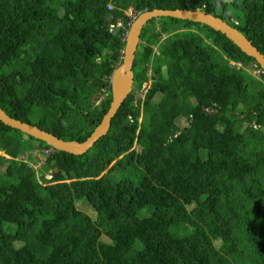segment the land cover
Segmentation results:
<instances>
[{"label": "trees", "instance_id": "trees-1", "mask_svg": "<svg viewBox=\"0 0 264 264\" xmlns=\"http://www.w3.org/2000/svg\"><path fill=\"white\" fill-rule=\"evenodd\" d=\"M154 9L229 14L264 54V0H0V108L85 142L112 103L127 13ZM232 61L256 63L207 25L150 21L144 99L86 154L56 152L45 186L19 158L49 146L0 121V264H264V73Z\"/></svg>", "mask_w": 264, "mask_h": 264}, {"label": "water", "instance_id": "water-1", "mask_svg": "<svg viewBox=\"0 0 264 264\" xmlns=\"http://www.w3.org/2000/svg\"><path fill=\"white\" fill-rule=\"evenodd\" d=\"M225 17L229 22L233 20V17L228 14L225 15ZM157 18H173L207 25L215 31L224 34L244 54L253 58L264 70V54L261 53V51H259V49L255 47L253 43L239 30L232 27L229 22L201 10L154 9L152 11H145L139 14V16L133 21L126 36L122 64L114 71L112 76V103L110 105V109L104 116L100 125L96 127L93 134L85 142L66 141L60 139L54 134L44 131L34 124L25 123L12 118L1 108L0 121L6 126L20 131L25 140L34 138L38 141L46 143L49 147L56 151L69 153L75 156H82L86 154L100 139L108 135V132L111 130L113 119L116 117L122 105L131 94L135 81L134 65L136 52L141 42L142 32L150 21Z\"/></svg>", "mask_w": 264, "mask_h": 264}, {"label": "rangeland", "instance_id": "rangeland-1", "mask_svg": "<svg viewBox=\"0 0 264 264\" xmlns=\"http://www.w3.org/2000/svg\"><path fill=\"white\" fill-rule=\"evenodd\" d=\"M110 9V8H109ZM127 14H129L130 16H132V18H135L136 16H137V14L134 12V11H132V10H130ZM141 43V42H140ZM244 70H245V68H246V65H244L243 67H242ZM149 76H152V73H149ZM263 85H264V83H263ZM145 86H146V89H144L143 88V90H142V92L141 91H138V90H136L135 91V93H136V99L138 100V99H144V97H145V95H146V91L150 88V86H151V81H149L147 84H145ZM135 89V88H134ZM102 95H100V96H98V97H95L94 98V101H96V103L98 102V104H100V102H101V100L103 101V100H105L106 98H107V96H108V93L105 91V90H103L102 91V93H101ZM97 99H98V101H97ZM32 120H34V119H32ZM35 121V120H34ZM110 132V131H109ZM109 132H108V134H109ZM108 137H110V136H108ZM35 144V146H37L38 144H36V143H34ZM33 145V144H32ZM131 153V152H130ZM0 156H4V157H6V158H8L9 159V157H7V155L4 153V152H0ZM27 155H25V156H23L22 158H20V160H24V162H26L27 161ZM43 162L44 161H42V160H40V161H35L34 159H33V161H31L30 163H29V166L32 168V169H34L36 172H38L39 173V175L42 173H45V171H44V164H43ZM114 163H116V162H114ZM113 163V164H114ZM112 164V165H113ZM111 165V166H112ZM110 166V167H111ZM2 172H6V166H4V167H2ZM58 171L56 170V169H52L50 172H49V175H51V176H58V173H57ZM107 172V171H106ZM105 172V173H106ZM45 175H47V174H45ZM44 175V176H45ZM49 175H47L48 177H50ZM47 179H50V178H47ZM39 181L40 182H42V184H44V182L41 180V178H39ZM49 185H52V184H49ZM44 186H45V184H44ZM82 204H80V206H81ZM83 209V211L84 212H86L92 219L94 218V214H93V212L91 211V210H88L86 207H83L82 208ZM87 218V222L88 223H91L92 221H91V218ZM92 228H94V226L92 225Z\"/></svg>", "mask_w": 264, "mask_h": 264}, {"label": "clouds", "instance_id": "clouds-1", "mask_svg": "<svg viewBox=\"0 0 264 264\" xmlns=\"http://www.w3.org/2000/svg\"><path fill=\"white\" fill-rule=\"evenodd\" d=\"M229 15V14H228ZM139 16V14L135 17V18H133L132 19V23H133V21L137 18ZM232 17V16H231ZM233 21V20H232ZM132 23H131V25H132ZM230 64H231V66H237L238 67V69H241L245 64H243V63H237V62H230ZM134 68H135V65H134ZM245 71H247L249 74H251L252 76H254V77H256V78H260L261 77V75L264 73V70L257 64V63H255V64H248V65H246V68H245ZM257 71H260V73L259 74H256V72ZM135 74V73H134ZM113 76V75H112ZM111 80H112V78H111ZM112 87V86H111ZM134 88H135V81H134ZM133 88V90H132V92H131V94L129 95V97L133 94V93H135V91H136V88L134 89ZM98 96H100V95H98ZM128 97V98H129ZM127 98V99H128ZM93 134V133H92ZM51 147H49V148H47V149H50ZM47 149H42V148H40L38 145L37 146H35V148H34V150L32 151V154H29V155H27L28 157H27V159L29 158V156H33V159L37 162L38 160V155L40 154L39 152H42V151H45V150H47ZM36 150H39L38 152H36L35 153V151ZM56 152H58V151H56L55 150V153L52 155V156H54L55 154H56ZM34 153L36 154V156L34 155ZM7 157H9V156H7ZM10 158V157H9ZM22 158V157H21ZM51 158V157H50ZM50 158H48L47 159V161H46V164H44V168L46 167V165H47V163H48V161H49V159ZM19 160H20V158H19ZM24 161V160H23ZM26 163H27V161H26ZM30 163V162H29ZM28 163V164H29ZM51 171V170H50ZM49 171V172H50ZM49 172H45V173H41L40 175H39V173L38 172H36L37 173V177H38V179L39 178H41V180H42V177H44V178H50V179H47L48 181H52L53 180V178H57L61 173H58V176H51V175H49ZM45 174H47V175H49L50 177H48L47 175H45ZM45 175V176H44ZM55 184V183H54Z\"/></svg>", "mask_w": 264, "mask_h": 264}, {"label": "built area", "instance_id": "built-area-1", "mask_svg": "<svg viewBox=\"0 0 264 264\" xmlns=\"http://www.w3.org/2000/svg\"><path fill=\"white\" fill-rule=\"evenodd\" d=\"M260 71H257L256 74H259ZM39 150H36V152H38ZM34 153V155L36 156V154ZM40 154L38 155V161L42 160L44 161L43 164H46V161L48 158L52 157V155L55 153V150L50 148V149H47L45 151H42V152H39Z\"/></svg>", "mask_w": 264, "mask_h": 264}]
</instances>
